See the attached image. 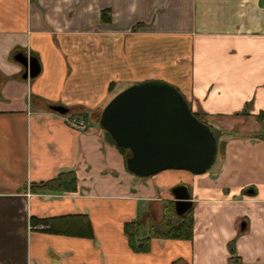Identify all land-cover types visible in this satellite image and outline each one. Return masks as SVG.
I'll return each instance as SVG.
<instances>
[{
	"label": "crops",
	"instance_id": "1",
	"mask_svg": "<svg viewBox=\"0 0 264 264\" xmlns=\"http://www.w3.org/2000/svg\"><path fill=\"white\" fill-rule=\"evenodd\" d=\"M20 53L39 60L37 78H23ZM150 80L176 87L224 141L207 173L135 176L100 122L79 131L49 108L92 118L114 92ZM260 113L264 0H0V264H264ZM62 170L75 172L76 192L31 188ZM179 186L193 238L134 252L125 224L148 235L177 215ZM73 215L88 217L93 239L32 224Z\"/></svg>",
	"mask_w": 264,
	"mask_h": 264
},
{
	"label": "water",
	"instance_id": "2",
	"mask_svg": "<svg viewBox=\"0 0 264 264\" xmlns=\"http://www.w3.org/2000/svg\"><path fill=\"white\" fill-rule=\"evenodd\" d=\"M15 60L24 67L25 80L41 74L37 58L20 53ZM49 108L62 116L71 113L60 105ZM99 122L118 146L131 152L127 169L141 178L165 170L202 175L212 168L218 155L214 130L195 116L176 87L163 81H145L124 89L101 110ZM174 195L176 214L183 216L193 207L189 190L179 186Z\"/></svg>",
	"mask_w": 264,
	"mask_h": 264
},
{
	"label": "trees",
	"instance_id": "3",
	"mask_svg": "<svg viewBox=\"0 0 264 264\" xmlns=\"http://www.w3.org/2000/svg\"><path fill=\"white\" fill-rule=\"evenodd\" d=\"M107 14L108 12L106 11L103 12L104 19H106ZM121 91L114 92L111 96V99L114 98ZM70 110L72 113L75 109H70ZM78 112H80L81 114L82 109H78ZM194 114L199 120L207 123L206 121L203 120L202 116L196 113ZM100 118H101V112L92 113L93 120L99 122ZM256 119L261 124L264 130V113L258 114L256 116ZM214 132L218 138V143H219L218 155L215 161L216 163L222 156V152L224 149V141L220 139V135L218 132H216L215 130ZM261 137L264 138V133L261 135ZM117 148L124 155L126 161V159L131 155V152L129 150L121 148L118 145ZM31 188L36 192L50 193V194L74 193L77 191V178L74 171L62 170L54 179L47 182L34 184L31 186ZM173 217L165 213L162 222V227L151 228L149 230L148 235L144 238L141 237L143 228H142V223L139 220L126 223L124 226V232L128 237L129 246L131 247V249L136 253H147L150 251V245L152 239H171V240H186V241L191 240L193 238V233H194V218L192 214V208L183 216L175 215ZM32 224L34 226L41 225L42 228L41 229L38 228V230L45 231L54 235L81 237V238H89V239L94 238L91 222L88 219V217L84 215L54 217V218L40 219V220L33 218Z\"/></svg>",
	"mask_w": 264,
	"mask_h": 264
},
{
	"label": "built area",
	"instance_id": "4",
	"mask_svg": "<svg viewBox=\"0 0 264 264\" xmlns=\"http://www.w3.org/2000/svg\"><path fill=\"white\" fill-rule=\"evenodd\" d=\"M67 122L75 129L79 131H85L89 129L91 125L92 118L91 116H84L80 113H70L66 116ZM42 227L40 226L39 229ZM233 264H238V263H233Z\"/></svg>",
	"mask_w": 264,
	"mask_h": 264
},
{
	"label": "rangeland",
	"instance_id": "5",
	"mask_svg": "<svg viewBox=\"0 0 264 264\" xmlns=\"http://www.w3.org/2000/svg\"><path fill=\"white\" fill-rule=\"evenodd\" d=\"M132 86V85H131ZM130 87V86H129ZM171 217H173V216H171ZM174 218V217H173ZM162 227V224L160 225V226H158V227H154V228H161ZM143 230V229H142ZM144 231V230H143ZM144 232H142V238H144V237H146L147 236V234H143Z\"/></svg>",
	"mask_w": 264,
	"mask_h": 264
}]
</instances>
